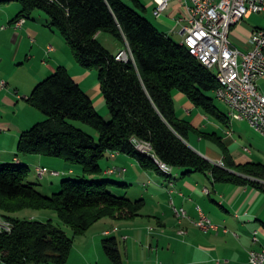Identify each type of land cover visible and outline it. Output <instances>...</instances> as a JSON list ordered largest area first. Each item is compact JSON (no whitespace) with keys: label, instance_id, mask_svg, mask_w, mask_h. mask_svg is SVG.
<instances>
[{"label":"trees","instance_id":"16d2710c","mask_svg":"<svg viewBox=\"0 0 264 264\" xmlns=\"http://www.w3.org/2000/svg\"><path fill=\"white\" fill-rule=\"evenodd\" d=\"M13 1L21 6L17 19L45 12L47 24L67 42L76 62L98 74L111 117L106 119L98 112L65 66L34 88L28 101L46 118L21 134L18 153L61 158L71 167L79 166L82 177L63 180L59 192L47 195L27 181V164H0V216L12 224L11 232H0L2 262L65 264L76 237L98 221L144 216V199L118 196L109 185L119 183L92 177L102 173V160L117 153L134 158L145 170L173 174L163 171L152 155L140 151L134 139L149 141L157 159L173 172L210 173L217 182L260 186L247 176L264 179L263 163L237 164L227 156L225 166H220L188 144L190 134L205 133L178 117L174 92L183 93L205 114L224 120L226 115L215 102L219 82L216 73L192 56L185 44L145 16L147 9L140 0L129 4L124 0H0V5ZM100 33L129 46L133 57L118 60L100 42ZM72 121L97 130L99 142ZM24 210L55 211L71 228L72 236L53 219L16 216ZM104 250L114 264H123L116 238L105 239Z\"/></svg>","mask_w":264,"mask_h":264},{"label":"crops","instance_id":"0c3cea01","mask_svg":"<svg viewBox=\"0 0 264 264\" xmlns=\"http://www.w3.org/2000/svg\"><path fill=\"white\" fill-rule=\"evenodd\" d=\"M140 1L147 12L154 0ZM20 10L16 1L0 5V164L31 163L36 165V172L39 167L49 169V165H55L53 170L60 174L49 176L82 177L80 169L65 161L18 153L21 134L45 119V114L28 99L34 88L60 66L68 68L93 99L98 112L106 119L111 117L98 74L76 62L67 42L47 24L48 15L36 11L32 18L25 19L22 26L16 27ZM182 14L178 2L159 18L152 11L158 28L178 42L184 39L182 25L177 22ZM253 15L235 24L230 34L232 43L243 51L252 48V32L261 27L252 24ZM102 35H98L99 39ZM125 47L119 42L112 53L117 54ZM263 79L258 81L261 91ZM2 81L6 84L3 85ZM175 97L180 100L182 108L179 115L175 104L178 117L189 120L205 133H192L187 141L198 153L216 164L225 162L227 156L237 164L263 163L251 157L255 153L249 137H246L249 135L248 126L253 127L247 120L233 119L225 102L217 98L225 106L217 104L226 115L221 120L205 114L183 93L177 92ZM101 164L102 173L92 177L105 179V176L112 175L117 178L120 182L117 186L123 187L120 196H127L135 190V196L129 198L145 200L144 216L134 219L107 217L98 221L85 234L76 237L66 264H114L104 250L107 238H116L123 264H213L218 259L227 260L228 264H252L250 251L264 248V179L242 174L260 184L256 186L217 182L210 173L183 175V170H175L169 176L145 170L134 158L121 153L111 154ZM112 168L116 171L110 172ZM45 187L52 193L59 189L53 182ZM198 207L218 225V229L204 230L197 225L201 215ZM176 208L185 209L186 215L178 216ZM255 231L258 240H254Z\"/></svg>","mask_w":264,"mask_h":264},{"label":"built area","instance_id":"2783aa9c","mask_svg":"<svg viewBox=\"0 0 264 264\" xmlns=\"http://www.w3.org/2000/svg\"><path fill=\"white\" fill-rule=\"evenodd\" d=\"M175 2L180 4L183 12L177 22L182 25L183 41H186L191 55L203 59L209 69L227 78L228 89L218 87L216 97L229 106L239 121L247 120L264 135V94L258 84L259 79L264 77V27L254 29L250 38L252 48L248 51L239 49L230 39L235 24L251 14L264 12V0H154V16L161 17ZM24 22L25 18H20L15 25L20 27ZM116 58L129 61L124 48L116 54ZM2 84L5 85V81ZM136 140L143 142L144 148L155 154L149 141ZM162 162L173 171L171 166ZM218 164L224 166V162ZM39 168L43 177L48 173L60 174L45 167ZM109 171L115 172L116 168ZM198 210L201 214L198 226L204 230L218 229V225L200 207ZM175 212L178 216L186 215L183 208H176ZM2 231L11 232L12 224L0 217ZM254 240H258L257 231L254 232ZM250 261L252 264H264V248L251 250ZM213 264H228V261L218 259Z\"/></svg>","mask_w":264,"mask_h":264},{"label":"rangeland","instance_id":"374dc122","mask_svg":"<svg viewBox=\"0 0 264 264\" xmlns=\"http://www.w3.org/2000/svg\"><path fill=\"white\" fill-rule=\"evenodd\" d=\"M124 1L129 4V2H128L129 0H124ZM150 6L151 7L145 13V16L149 20H153L152 22L157 26V24H156V20L157 19L155 17H153V15H152L153 4L150 5ZM251 22H252L253 25H258V26L264 27V12H262V13H255L253 15V18H252ZM176 41H178V40H176ZM100 42L102 44H104L105 46H107V48L111 52H115L117 45H119V41L117 39H115L113 36H111L110 34H107V33H103V35L100 37ZM260 84H261L260 87H261L262 91L264 92V79H263V81H261ZM174 94H175L174 95L175 104L177 106V109H178L179 115H180L181 112H182L181 111L182 110L181 103H180V100L175 97L176 94H177V91H175ZM215 102H216V104H219L221 107H224L225 108V106L223 104H221L219 102V100L216 99ZM105 104L107 106L106 100H105ZM107 108H108V106H107ZM45 118H46V116H45ZM72 123L76 124L77 126H79L81 128L83 127L89 134H91L95 138V140L97 142H99V133H98L97 130H95L94 128H92V127H90V126H88V125H86V124H84L82 122H79V121H72ZM247 133H249V135L246 138L249 137V139H248L249 142H250L249 144L252 145L253 152L255 153L253 156H251L252 159L253 160H260L264 164V137H262L261 134H259L257 131H255L253 128H251L249 126H248ZM22 155H26V154H22ZM46 157L49 158V159L59 160V161L64 162V160L61 159V158L50 157V156H46ZM28 166H30V173H29V176L27 178V181L34 182L36 184L38 190L40 192H42L43 194H47V195H52L53 194L52 193V190L50 188H46L45 187V186L51 185L52 182L55 185L57 184L59 186V189L56 191V192H59L61 190V183H62L63 180L69 179V178H74L76 180H80L79 177L71 176V175H66V174H63L60 177H52V176H49V174L50 175H52V174L51 173H48L44 177H40L38 175V173L36 172V165L35 164L29 163ZM54 166L55 165H49L48 166L49 167L48 170L49 171H52L55 168ZM75 167L78 168L79 166L78 167L75 166ZM45 178H48V179L45 180ZM105 179L106 180H109V181H112V182L119 183L118 185H120V182L117 180V178H115L112 175L111 176H105ZM109 188L111 189L112 192H114L118 196H120V194H122V192H123V189H122L123 187H120V186H117V185L110 184L109 185ZM134 191L135 190H133L132 193H127L126 195L128 197L135 196L134 195L135 194ZM16 216H18L20 218H32V216H35L34 219L41 220V221H47L49 219H53V221L57 225L61 226L67 232V234L69 236H72V234H73L71 228H69L68 226H66L65 224H63L59 220L56 212L53 211V210H24V211H22L20 213H17ZM0 264H4V263H1L0 262ZM32 264H36V263H32ZM39 264H46V263H39ZM50 264H55V263H50Z\"/></svg>","mask_w":264,"mask_h":264},{"label":"bare ground","instance_id":"6f19581e","mask_svg":"<svg viewBox=\"0 0 264 264\" xmlns=\"http://www.w3.org/2000/svg\"><path fill=\"white\" fill-rule=\"evenodd\" d=\"M182 43L186 45V41H182ZM188 49H189V48H188ZM189 52H190V54H191V51H190V50H189ZM124 54L127 56L128 59H129L130 57H133V55H132V51H131V49H130L129 46H127V48H124ZM195 58H196V57H195ZM196 59L199 60L204 66H206V67L208 68V65L205 63V61H204L203 59H200V58H196ZM212 70H213V69H212ZM213 71H214V70H213ZM215 73H216V76H217V80H218V82H219V87H220L221 89H228L227 78L220 76V73H219V72H215ZM229 109H230V108H229ZM230 116H231L233 119H237V120H238L237 116H235V114H233L231 111H230ZM134 142H135V144H136V147H137L140 151H142V152H144V153H146V154L152 155V156L156 159V161L159 163V166H160V168H161L163 171H165V172H167V173H172V172H173V171H170V170H169V168H168L167 165H165L162 161L158 160L157 157H156V155H155L153 152H151L150 149H145V148H144V143H143V142L137 141L136 139H134ZM37 173H38V175H39L40 177H43V175H42L41 172H40V168L37 169ZM0 217H1V216H0ZM2 218H3V217H2ZM6 221H8V220H6Z\"/></svg>","mask_w":264,"mask_h":264}]
</instances>
